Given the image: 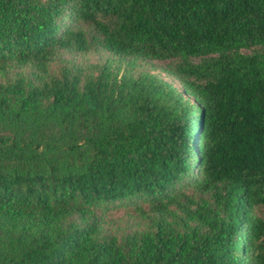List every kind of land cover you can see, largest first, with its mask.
<instances>
[{"label":"trees","instance_id":"obj_1","mask_svg":"<svg viewBox=\"0 0 264 264\" xmlns=\"http://www.w3.org/2000/svg\"><path fill=\"white\" fill-rule=\"evenodd\" d=\"M58 49L163 61L196 104L106 62L42 77ZM261 205L264 0H0V264H264Z\"/></svg>","mask_w":264,"mask_h":264},{"label":"rangeland","instance_id":"obj_2","mask_svg":"<svg viewBox=\"0 0 264 264\" xmlns=\"http://www.w3.org/2000/svg\"><path fill=\"white\" fill-rule=\"evenodd\" d=\"M89 33L94 34L92 28H85ZM242 54H252L253 48L241 49ZM198 61V59H193ZM108 63L112 68L119 72H128L132 75L139 73H146L154 75L155 77L166 81L172 87H174L183 98L187 99L192 104H196L190 96H188L179 80L165 72L163 69L164 62L157 59H143V58H129L120 55H111L105 51H85V52H74L66 49H58L55 51L54 56L50 59L47 64L46 72L41 74L42 77L46 78L49 75L57 74L62 68H79L84 72L91 71L94 66L102 63ZM7 74L5 76L10 77L16 73H22L26 76L34 78L31 74L35 69L28 63L25 65L12 64L6 68ZM192 186L183 188L182 192L186 193V196L194 194ZM181 203L182 198L179 197ZM168 209L173 211L176 217H181V213L178 211L176 204H168ZM253 213L256 216L264 217V205L257 206L254 208ZM99 219V231L100 236H116L121 238L130 234L132 231L142 232L150 223V219L155 217L157 212L149 206L148 203L142 202L139 204L125 205L122 207L111 208L109 210L98 209L96 211ZM166 219L170 220V217Z\"/></svg>","mask_w":264,"mask_h":264}]
</instances>
